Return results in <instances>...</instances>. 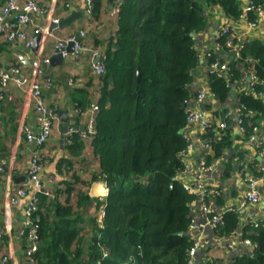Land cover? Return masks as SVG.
<instances>
[{
	"label": "trees",
	"instance_id": "trees-1",
	"mask_svg": "<svg viewBox=\"0 0 264 264\" xmlns=\"http://www.w3.org/2000/svg\"><path fill=\"white\" fill-rule=\"evenodd\" d=\"M103 1L96 0L90 15L99 16ZM256 2L264 5V0ZM216 4L231 17L241 15V0L123 1L116 16V41L104 51L106 73L99 75L96 133L88 142L80 133L71 135L74 152L92 148L98 160L92 182L104 180L109 193L104 199L82 191L76 197L69 188L64 202L41 194L36 264H90L103 248L109 251L105 264L132 254H141L143 264H187L193 244L187 235L190 203L195 195L179 178L187 146L180 129L187 124L188 85L199 62L192 33L206 26L204 10ZM242 55L255 58L256 88L264 91V43L245 42ZM233 73V80L241 77L234 65ZM210 82L215 95L226 100L231 90L226 78L213 73ZM89 99L86 90L80 91L79 110L91 107ZM241 102L246 111L257 112L253 126H258L264 100L243 94ZM246 122L247 118L245 127ZM247 131L250 134L253 128ZM223 132L212 142L216 157L233 143L230 131ZM93 201L96 212L86 215L85 207ZM102 208L103 226L98 220ZM239 222L238 212H226L218 233L231 234ZM245 236L257 243V256H239L234 264H264V226L256 233L245 231Z\"/></svg>",
	"mask_w": 264,
	"mask_h": 264
},
{
	"label": "crops",
	"instance_id": "crops-1",
	"mask_svg": "<svg viewBox=\"0 0 264 264\" xmlns=\"http://www.w3.org/2000/svg\"><path fill=\"white\" fill-rule=\"evenodd\" d=\"M3 3L4 0H0V6ZM40 5L49 7L52 15L61 20L73 12L82 11V16L70 25L58 28L59 37L80 36L86 47L100 44L98 47L103 51L111 42L116 41L118 18L111 15L110 0L103 1L98 17L88 12L87 0H40ZM204 14L207 19L206 26L195 33L199 62L194 70L193 80L188 85L190 99L187 107L204 111L213 129L208 131L201 125L192 127L193 148L183 156L188 170L180 172L179 175L184 181L193 183L201 179L200 182L209 187L220 189L221 196L210 201L216 212L224 213L231 207L239 211L240 224L236 231L230 235H219L215 227L208 222V215L202 211L200 197L197 195L190 203V216L194 226L191 225L188 235L200 242L195 264H233L237 257L254 253L253 247L245 244L243 236V229L249 218L256 214L264 219V181L260 184L261 201L248 207L243 204L248 185L242 179L243 171L252 170L258 173L264 167V157L259 153L260 139L264 138V116L258 126H253L256 115L248 116L246 131L243 133L239 130L236 106L241 101L243 91L248 88V75L256 71L255 58L249 56L245 65H239L241 77L231 81L229 96L222 101L211 88V69L206 53L220 49L216 31L222 26L236 27V33H231L225 38V47L234 46L238 41L256 39L264 43V22L252 26L244 20L235 21L219 4L205 8ZM33 22L31 32L34 40L38 35L35 32L36 25H49V20L39 11L34 15ZM81 30H85L86 35L81 36ZM54 41V38H46L36 50L32 46H26L22 40L8 42L1 39L0 59L6 67L12 64L20 65L27 75L32 73L35 62H38L45 69L39 79L43 81L45 77H51V84H43L42 88L46 104L56 108L58 114L60 110H66L69 114L67 123L75 127L64 137L60 130L59 118L51 139L42 150L45 160L44 181L45 185L52 189L53 196L64 202L69 188H73L76 197L82 191L92 197L104 199L109 193L106 182H92V176L98 168V160L93 156L92 148L85 147L79 152H74L71 148V135L83 130L87 122L86 116L78 112L77 99L80 91L86 90L89 93V103L98 102L100 76L93 71V58L88 49L81 50L77 56L70 52L58 63L46 64L44 58H51L54 54ZM112 45L114 48V44ZM201 91H205L207 96L203 101H198L196 97ZM223 120L229 124L227 130L231 133L233 143L216 157L212 142L221 137L217 134ZM250 128H253V131L248 134L247 129ZM27 131L37 132L34 103L16 85L5 87L0 83V257H8L6 264H30L26 254L28 238L24 213L32 193L20 199L19 203L7 204L10 195L15 194L17 187L27 179L33 151V146L27 142ZM252 135H255V138ZM203 158L211 165V169L205 173L200 171ZM49 178H53V181H49ZM96 204L97 202L93 201V204L86 206L84 213H95ZM255 232L257 230L252 231Z\"/></svg>",
	"mask_w": 264,
	"mask_h": 264
},
{
	"label": "built area",
	"instance_id": "built-area-1",
	"mask_svg": "<svg viewBox=\"0 0 264 264\" xmlns=\"http://www.w3.org/2000/svg\"><path fill=\"white\" fill-rule=\"evenodd\" d=\"M124 0H114L111 8V15L118 16L120 12V8L123 4ZM241 15L238 18H234L235 21H247L250 25L256 26L260 22H264V5L263 3H257L256 0H241ZM87 10L89 13H92L96 0H87ZM244 4V5H243ZM43 13L49 20V25L42 23L37 24L35 27V32L40 35L39 44L42 45L46 38L55 39L53 43L54 52L58 48L64 47L61 51L63 56L69 55L65 47L70 42H75L74 49L72 51L75 56L81 50L88 49L93 58L92 68L95 74L103 75L106 73V53L97 47H86L82 41H76L77 36L73 35L69 38L59 37L57 35V30L59 28V22L61 19L52 15V11L49 7H44L40 5V0H4V3L0 6V40L5 39L7 41H15L22 40L26 46L30 47L32 45V32L31 26L34 24L33 19L34 15L37 12ZM54 24V26H53ZM231 33H236V27H227L222 26L216 31V37L218 40V46L220 49L218 51H208L206 53V57L209 59V66L211 69V74L217 73L226 78L229 82V86L231 81L233 80V65L235 68L239 69V65L246 63L249 56L243 58L242 49L245 42H237L234 46L225 47V40L222 41L223 38H227V36ZM81 36L86 35L85 30H81ZM44 62L46 64H50L51 58L45 57ZM196 69V68H195ZM194 69V70H195ZM45 73V69L35 62V66L32 69V73L27 75L23 72L22 68L18 64H12L8 67L4 66L0 59V83L7 87L10 84H14L20 89H22L26 95V97L31 100L36 109L37 114V132L34 133L32 131H27V142L33 146V151L29 161L28 167V175L27 179L23 181L16 189V193L10 195L7 204H16L19 203L20 199L27 197L30 193L31 197H29L27 201V205L24 213V224H25V232L28 238V246L26 247L27 260L30 264H36L34 254L40 247V233H39V220L40 216L38 215L39 210V200L41 194H45L48 196H53V191L45 185L44 181V165L45 160L43 159L42 150L47 142L51 139L53 135V131L55 125L59 121V114L56 108L48 106L45 102L42 88L43 84H51V77H45L43 81L39 79L40 75ZM194 75V72H193ZM259 78L257 77L256 71H253L248 75V88L243 91V94H252L255 97L262 98L264 97V91H259L256 88V84L258 83ZM215 94V93H214ZM207 96L205 91H201L198 93L196 99L198 101H203ZM189 101V100H188ZM187 101V103H188ZM186 103V113H187V124L184 128V135L187 141L186 150L183 153V156L193 148V140L191 135L193 134L192 127L195 125H201L206 130H211L212 123L209 121L206 113L202 110L192 109L187 107ZM99 103L93 102L91 107L87 110H79L78 112L81 115L86 116L87 122L86 126L83 130L79 131L80 136L83 139L90 140L94 134L96 133V115L99 110ZM237 117L236 120L239 125V130L241 132L246 131L245 121L248 116L257 115L256 111L248 110L246 111V106L240 101L236 106ZM229 124L226 120L220 124V131H218L219 136L224 135L223 130L227 129ZM255 138V135H252ZM217 139V138H215ZM212 141V140H211ZM260 149L259 153L262 157H264V138L260 139ZM184 168L180 172H186L188 170L187 164L184 162ZM211 169V165L208 164L206 158H203L200 164V171L205 173ZM180 174V173H179ZM179 178H182L179 175ZM242 179L248 185V188L245 193V198L243 200V204L250 207L253 204H258L261 201V190L260 184L264 181V167L260 170V172H250L243 171ZM49 181H53V178H49ZM200 182L201 179H198ZM184 186L188 191L193 193L195 197L198 195L201 201V209L202 211L208 215V222L218 230L220 225L224 223V215L229 211H239L231 207L224 213L216 212L211 206L210 201L221 196V191L217 187H209L206 183L203 182H188L182 180ZM104 208V205H103ZM102 210L99 213L98 220L100 224L103 226V220L105 216V210ZM240 215V214H239ZM254 215V214H253ZM191 217V216H190ZM194 221L191 218V223L189 228L193 225ZM240 224V222H239ZM250 225L251 229L246 230V226ZM243 229V236L245 244L252 246L255 253V248L257 247V243L254 242L250 237L245 236V231L247 233H252L253 230H257L259 227L264 226V219L258 217V215H254L250 217L248 223ZM239 227V225H238ZM237 227V228H238ZM188 228V230H189ZM236 228V229H237ZM187 230V235H188ZM236 231V230H235ZM233 231L231 234H233ZM256 233V232H255ZM219 234V233H218ZM220 235V234H219ZM230 235V234H228ZM189 236V235H188ZM1 237V236H0ZM190 237V236H189ZM191 239V238H190ZM193 244L189 250L188 261L187 264H195V258L199 250L200 242L197 239H191ZM245 254V255H253ZM243 256V255H242ZM109 257V251L106 248H103L102 255L96 259L93 263L90 264H105L104 261ZM237 259V258H236ZM8 261V257H3L0 260V264H6ZM236 261V260H235ZM233 262V264L235 263ZM113 264H143L141 260V254L130 255L127 259L117 261ZM212 264H219L218 262H214Z\"/></svg>",
	"mask_w": 264,
	"mask_h": 264
},
{
	"label": "water",
	"instance_id": "water-1",
	"mask_svg": "<svg viewBox=\"0 0 264 264\" xmlns=\"http://www.w3.org/2000/svg\"><path fill=\"white\" fill-rule=\"evenodd\" d=\"M110 1H111V3L114 2V0H110ZM81 12H73L68 17L62 19L59 22V27H65L66 25H70L76 18H79L82 16L83 13H81ZM53 26H54V24H53ZM192 36L195 37V33H192ZM39 40H40V35H37L34 38L32 45H31L36 50H37L38 45H39ZM80 40H81V37L77 36L76 41H80ZM74 46H75V42H70L67 45V47H65V49L68 52H72V51H75ZM63 49H64V47L58 48L57 50H55L54 54L51 57V63H58L59 61H61L64 58L63 54L61 53V51ZM185 106H186V104H185ZM59 116H60V130L63 133V136L65 137V135L67 133H69L70 131H73L75 127H72L67 123L69 114L66 110H63V109L60 110ZM180 133H184V128L180 129ZM181 234L182 233L180 232L179 235H181ZM253 256H257V254L254 253Z\"/></svg>",
	"mask_w": 264,
	"mask_h": 264
}]
</instances>
